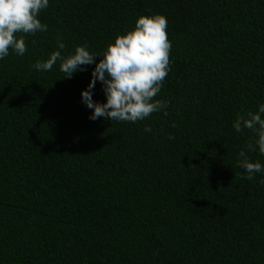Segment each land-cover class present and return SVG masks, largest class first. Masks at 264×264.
<instances>
[{
    "label": "trees",
    "instance_id": "16d2710c",
    "mask_svg": "<svg viewBox=\"0 0 264 264\" xmlns=\"http://www.w3.org/2000/svg\"><path fill=\"white\" fill-rule=\"evenodd\" d=\"M152 14L172 45L167 115L91 120L94 63L32 67L58 37L65 56L102 53ZM38 18L47 31L0 60V264H264V175L237 166L264 155L232 126L264 103V0H49Z\"/></svg>",
    "mask_w": 264,
    "mask_h": 264
},
{
    "label": "clouds",
    "instance_id": "9594fccd",
    "mask_svg": "<svg viewBox=\"0 0 264 264\" xmlns=\"http://www.w3.org/2000/svg\"><path fill=\"white\" fill-rule=\"evenodd\" d=\"M49 6V0H0V60L27 51L25 36L47 31V25L38 18L41 10ZM168 21L161 14L139 15L131 30L118 34L102 53L90 52L87 43L77 45L74 51L63 55L66 45L63 38H57V50L44 60H37L33 68L51 71L59 61V70L70 78L76 71L86 70L84 66L95 64L91 78L81 90L82 103L91 112L89 119L100 117L111 121L137 122L153 112L163 111L167 115V100L153 99L160 92L169 68V53L172 47L167 36ZM99 56L98 61L95 58ZM100 82L105 97L103 103L93 100V89ZM237 133L245 129L253 133L246 147L264 155V103L257 105L255 112L238 114L233 121ZM151 132L150 127H145ZM171 139L172 137L169 136ZM237 166L244 169L247 180H253L257 173L264 175V164L251 161L242 149ZM264 184V180L259 181Z\"/></svg>",
    "mask_w": 264,
    "mask_h": 264
}]
</instances>
